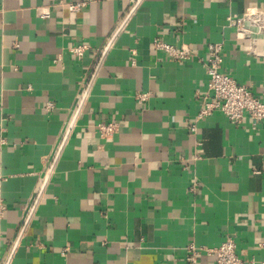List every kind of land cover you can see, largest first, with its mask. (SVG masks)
Wrapping results in <instances>:
<instances>
[{"label":"crops","instance_id":"0c3cea01","mask_svg":"<svg viewBox=\"0 0 264 264\" xmlns=\"http://www.w3.org/2000/svg\"><path fill=\"white\" fill-rule=\"evenodd\" d=\"M252 9L264 0H0V264H215L227 237L262 264L264 123L198 120L210 43L264 101V58L227 23Z\"/></svg>","mask_w":264,"mask_h":264},{"label":"built area","instance_id":"2783aa9c","mask_svg":"<svg viewBox=\"0 0 264 264\" xmlns=\"http://www.w3.org/2000/svg\"><path fill=\"white\" fill-rule=\"evenodd\" d=\"M69 6L71 11L79 12L87 6V3ZM227 23L229 27L233 28L239 40L248 41L250 55L256 58H264V11L252 9L241 16H230L227 18ZM259 43L262 44V50H258ZM154 46L157 51L177 60L186 61L192 56L191 50L184 46L179 50L172 44L160 41H156ZM88 48L87 46L74 47L71 49V53L82 57ZM207 51L209 58L205 64L210 79L209 93L201 98L198 120L221 113L228 121L236 125L242 124L245 119L249 118L253 129L256 130L258 125L264 123V101L257 98L249 87L239 84L234 77L223 71L222 43H210ZM147 99L148 95L146 94L137 96L139 104H143ZM47 108L50 110L53 106L50 104ZM116 127L114 123H101L98 125L100 137H110L115 132ZM190 130L195 132L196 127L192 125ZM259 247L263 251L262 264H264V241L260 243ZM208 253L215 257V264H250L237 254L236 243L232 238L227 237L221 246L208 251ZM199 254L200 252L194 247H189L188 261L194 263Z\"/></svg>","mask_w":264,"mask_h":264}]
</instances>
